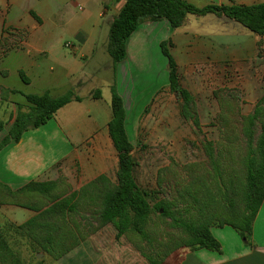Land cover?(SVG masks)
<instances>
[{"label": "trees", "instance_id": "16d2710c", "mask_svg": "<svg viewBox=\"0 0 264 264\" xmlns=\"http://www.w3.org/2000/svg\"><path fill=\"white\" fill-rule=\"evenodd\" d=\"M31 14L40 21L36 14ZM189 15L226 17L264 38V3L249 6L211 4L200 8L185 0H126L109 31L107 52L112 58L114 70L127 59L128 40L142 24L167 21L173 29H179ZM170 47V41L161 43L162 53L168 61L169 90L181 100V116L185 120L191 119L198 126L195 98L181 85L178 65ZM111 93L112 119L108 131L118 155L116 184L101 176L87 189L69 196H66L69 189L62 180L31 182L16 192L0 184L7 194L8 203L37 212L23 225L11 226L12 230L56 260L60 259L80 243L68 241L75 240L77 236L71 233L69 217L78 212L79 196L91 189L96 198L90 203L97 207L94 210L98 215L97 228L112 227L118 239L129 240L149 264H164L172 253L182 248L221 252V245L211 232L215 227L233 228L250 245L254 222L264 203L262 103L252 115L242 118V132L246 140V155L242 160L243 177L229 174L221 150L216 148L214 142H207L203 148L211 167L208 176L194 175L187 186L179 183L177 195L168 200L161 198V194L155 190H146L138 185L134 146L125 125L127 114L124 100L115 86H112ZM23 96L30 105L29 111L24 112L22 105H17L18 112L8 134L0 143V151L12 142H20L25 132L45 126L71 102L82 101L73 91L60 97H52L48 93ZM100 96L101 91H96L94 98ZM258 124L261 125L260 131ZM4 129L5 123L0 120V133ZM182 179L180 182H184L185 179ZM154 214L185 236L181 234L163 242L162 248L153 250L156 256L146 252L147 246L154 242L151 235ZM6 233V229L0 228V261L3 264H20L9 248Z\"/></svg>", "mask_w": 264, "mask_h": 264}, {"label": "crops", "instance_id": "0c3cea01", "mask_svg": "<svg viewBox=\"0 0 264 264\" xmlns=\"http://www.w3.org/2000/svg\"><path fill=\"white\" fill-rule=\"evenodd\" d=\"M185 1L193 5L197 1L203 7L211 4L249 6L264 3V0ZM125 3L126 0H98L101 22L96 21L91 30L76 32L74 34L76 43H72L71 48H67L66 43H63L62 49L69 53L61 52L58 41L51 40L43 33H35L31 39L29 31L30 39L17 44L20 49L14 51L22 54V61L15 72L25 86H34L35 81V86H42V94L52 95L54 91L62 90L66 94L73 91L82 101L71 102L59 110L54 119L45 126L25 132L20 142H12L0 151L1 185L16 192L31 182L47 183L62 180L69 189L66 195L69 196L74 192L80 193L87 189L101 176L112 180L113 175L115 179L113 184H116L118 155L108 131L112 119L111 100L104 101L101 86L88 88L92 81L103 80L104 68L112 70L114 78L112 77L110 85L108 82L107 84L111 88L115 86L124 100L127 114L126 131L132 143V125L138 124L136 119H140L147 104L151 103L157 94V91L151 94L145 93L137 84L138 62L145 61L148 54L152 53L149 47L157 44L160 51L155 49V53L159 52L163 55L161 43L170 41V52L179 69V57L181 60L183 57L191 58L204 46H212L214 54H217L220 60V48L227 44L225 40L233 36L230 32L241 28L237 22L216 15H212L214 17L209 15L211 17L206 24L213 27L214 32L203 35L194 33L188 28L190 15L179 29H173L167 21L146 22L128 40L127 59L114 70L113 61L108 60V43L101 48H98V45L101 40L102 26L105 24L110 31L111 23L119 15ZM34 24V30H38L39 23ZM200 26H204V23ZM251 36H254L256 40L260 37L256 34ZM49 56L54 66L47 72L48 68L45 64ZM103 61L106 62L105 65ZM4 73L7 75L4 80H7L10 73L7 69H4ZM0 86L9 95L5 105L11 103L15 107L16 103L23 101V95L18 97L19 90L5 83H0ZM96 91H101L100 98H94ZM77 108L83 109V112L75 113L74 110ZM48 126L51 128L50 134L41 132ZM10 128L0 133V143ZM51 140L65 143V152L57 158L49 156L50 147L47 142ZM93 199H96L95 195L91 189H88L86 194L80 195L77 199L78 212L71 216H90V219L97 221L98 215L93 214V205L90 203ZM83 205L86 208L82 210ZM19 211H24L22 216L19 215ZM36 215V211L8 203L7 194L0 187L1 229L8 231L11 226L23 225ZM263 216L264 203L254 222L250 245L233 228L215 227L211 229V232L220 243L221 252L206 249L191 251L182 248L172 253L164 264H264V237L262 236L264 231L257 233V226L264 218ZM97 226L98 224L84 240H81L57 262L61 264H149L129 240L118 239L117 232L112 227L98 229Z\"/></svg>", "mask_w": 264, "mask_h": 264}, {"label": "rangeland", "instance_id": "374dc122", "mask_svg": "<svg viewBox=\"0 0 264 264\" xmlns=\"http://www.w3.org/2000/svg\"><path fill=\"white\" fill-rule=\"evenodd\" d=\"M97 1L0 0V83L19 90L18 97L41 95L42 86H35L34 81V86L27 87L16 75L15 71L22 61V54L14 51L20 49L17 44L29 38V31L31 39L35 33H43L51 40L58 41L61 52L69 53L62 49L63 43H76V32L91 30L96 21L101 22ZM194 5L203 7L197 1ZM31 13L36 14L40 21ZM211 16L190 15L188 28L199 35L213 33V27L206 25ZM35 22L39 23L38 30L33 28ZM202 23L204 26H200ZM240 27L230 32L233 36L225 40L227 44L220 48V60L212 46L201 47L191 58L183 57L181 60L179 57L180 82L195 98L198 126L191 119L185 120L181 116V100L168 86L167 59L159 52L155 53V49L160 51L159 46H150L152 53L148 54L145 61L138 62L137 84L145 93L157 91L155 99L147 104L140 119H136L138 124L132 125L133 156L137 162L135 177L141 188L155 190L161 194V198L172 200L177 195L179 183L187 186L194 175L207 177L211 170L203 148L207 142H214L216 148L221 150L229 174L243 177L242 160L246 155V140L242 132V118L252 115L260 103L264 107V38L256 40L251 36L254 34L242 25ZM100 39L98 48L106 46L109 41V28L105 24ZM108 60L112 62L110 56ZM103 62L105 65L106 62ZM45 66L47 72L54 66L50 56ZM4 69L10 73L7 80H4L7 77ZM111 71L104 68L103 80H93L88 86H101L104 101L111 100V87L108 86L114 78ZM63 92L54 91L51 96L60 97ZM8 97L0 86V120L6 124L5 130L10 128L18 112V106L13 107L11 103L5 105ZM16 104H21L24 112L29 111L30 105L25 98ZM74 112L81 113L83 109L77 108ZM50 129L48 126L41 132L50 134ZM260 130L261 125L258 124ZM47 145L50 147V157L57 158L66 149L65 143L61 141L51 140ZM111 177L110 181L114 183V176ZM182 178L184 182H180ZM81 208L83 210L86 207L83 205ZM92 210L94 214L97 207L93 206ZM22 213L24 211H19L20 216ZM90 218L84 215L69 217L71 233L77 236L75 240L68 241L84 240L91 233L97 221ZM153 218L155 222L151 227V235L154 242L147 246L146 252L156 256L154 249L159 250L163 242L182 233L172 229L156 214ZM263 220L257 226L259 234L264 231ZM6 235L9 248L20 264H61L24 236L20 237L16 230L11 228ZM0 264L3 263L0 261Z\"/></svg>", "mask_w": 264, "mask_h": 264}, {"label": "built area", "instance_id": "2783aa9c", "mask_svg": "<svg viewBox=\"0 0 264 264\" xmlns=\"http://www.w3.org/2000/svg\"><path fill=\"white\" fill-rule=\"evenodd\" d=\"M65 46H66L67 48H71V47H72V44H71V43H67Z\"/></svg>", "mask_w": 264, "mask_h": 264}]
</instances>
